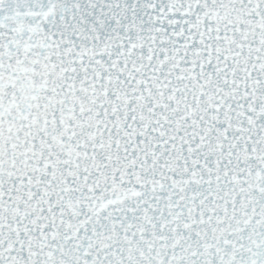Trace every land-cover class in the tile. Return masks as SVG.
<instances>
[{
  "label": "snow or ice",
  "instance_id": "snow-or-ice-1",
  "mask_svg": "<svg viewBox=\"0 0 264 264\" xmlns=\"http://www.w3.org/2000/svg\"><path fill=\"white\" fill-rule=\"evenodd\" d=\"M0 264H264V0H0Z\"/></svg>",
  "mask_w": 264,
  "mask_h": 264
}]
</instances>
